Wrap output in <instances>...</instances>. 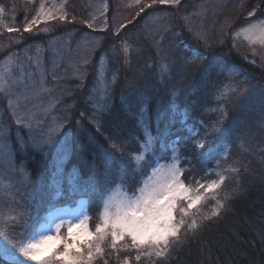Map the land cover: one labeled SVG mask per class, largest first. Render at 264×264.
Listing matches in <instances>:
<instances>
[{
	"label": "rangeland",
	"instance_id": "1",
	"mask_svg": "<svg viewBox=\"0 0 264 264\" xmlns=\"http://www.w3.org/2000/svg\"><path fill=\"white\" fill-rule=\"evenodd\" d=\"M72 1L74 0H0V6L5 8L0 21L3 25L18 29L10 33L0 26V57H4L0 61V70H3L5 58L11 56L13 62L10 70L18 79L15 93L28 97L27 101H21L19 108L26 126H17L8 109V98L0 95V144L8 152L5 156L0 150V178L11 181L14 185V201L0 200V204L15 211L25 210L27 213L15 225L14 231H29L37 218L46 214L49 205L53 206V210L65 209V218L75 220L79 209L74 201L84 197L89 202L90 197H95L96 202H99V193L92 191L91 181L94 177L102 178L105 155L109 157L115 177L119 174L121 165L132 167L130 156L140 151L139 141L144 138L138 126L141 100L147 107L146 115L152 121L158 106L167 113L164 117V123L168 126L165 144L178 142L181 164L184 159L182 148L190 147V158L196 156L192 141L203 137L216 121L219 113L214 109L221 105L225 108L227 119L224 127L230 126L233 121L239 122L237 134L227 137V155L220 157L213 153L211 157H201V169L197 170L199 173L195 176L205 182L216 179V173L224 175L226 179L219 191V198L226 206L230 200L228 198L243 188L248 180L246 177L255 174L257 161L262 158L257 159V153L260 151L264 157V103H261L264 98V83L249 71L229 62L234 59L245 60L257 66L264 77V49L257 47V55H252L251 47L243 37L238 38L236 46H233V34L237 29L264 18V3L255 0H181L175 8L156 4L139 12V6H129L132 0H92V4L89 0L88 9L86 7L82 10ZM18 3L23 4L18 7ZM41 3L46 10L54 5H63L62 11L67 13V19L41 22L33 25L30 32L24 31L26 24L36 16ZM148 3L151 0H141V6ZM104 4L108 6V23L107 29L102 33L110 35L108 40L105 41L101 33L94 34L92 31L83 32L79 40L76 37L72 40L71 37L80 32V27L89 28L82 21L91 20L93 15L97 17L95 24L101 25L104 17L99 15V10ZM257 5H261L259 9L256 8ZM254 9L256 15L248 17V12ZM21 13L22 16L17 19ZM21 19L23 20L19 22ZM121 25L124 27H120ZM48 27L51 32L62 27L73 29L53 37L55 40L46 44L43 41L29 44V40L37 37L36 35L48 34L43 30ZM117 28L119 35L114 34ZM201 31L204 38L197 39L195 33ZM124 41L131 50L128 63H125L122 52ZM100 42H106L109 47L92 55ZM193 53H200L206 59L186 63V59ZM3 54L6 56H2ZM161 60L171 66L166 87L159 83L158 66ZM213 60L222 64L224 70L221 71L219 67L209 68V61ZM113 75L116 77L114 83ZM98 77H102L108 84L104 99H101L102 85ZM226 85L247 91L243 95H233L231 101L218 100L217 93ZM173 90L178 92V108L175 119L171 120L169 117L172 109L169 102ZM12 98L15 99V96ZM246 98L249 99L245 104ZM153 101L157 102L154 112L151 111ZM98 104H106L107 110L93 117ZM111 111L117 115L113 117L116 120L114 125L108 114ZM93 119L99 122V130L95 123L90 122ZM88 126H91L90 129ZM219 135L215 134L208 139L215 144ZM100 137L108 142L99 143ZM80 139L92 146L95 163L91 175L82 183L76 184L79 191L73 195L70 181L74 179L76 183L78 171L69 165L73 150L81 147ZM45 140L48 142L45 143ZM14 142L21 155L31 149L44 152L53 149L47 174L37 181L32 180L24 162L16 163L12 146ZM112 143L117 147L113 148ZM167 155L170 153L158 146L156 156L149 157L146 162L154 165L157 159ZM115 161L118 163V171L114 169ZM166 162L169 161L160 159V163ZM232 168L238 171H231ZM209 171L212 174L206 175ZM54 173H58L55 179L60 181L62 194L59 196L49 187ZM135 175L130 174L126 183ZM111 186L113 185H109ZM214 205L215 201L209 200L202 208L201 215H209ZM224 210L225 207L220 213ZM87 212L90 216L89 203ZM97 217L98 213H95L93 218L96 222ZM206 220L208 219L200 222V217H197L200 224ZM89 224L94 229L95 224ZM192 234L194 233L189 232L187 236ZM120 255L129 256V264L136 263L133 259L134 252H121ZM109 264H115L114 257Z\"/></svg>",
	"mask_w": 264,
	"mask_h": 264
},
{
	"label": "snow or ice",
	"instance_id": "2",
	"mask_svg": "<svg viewBox=\"0 0 264 264\" xmlns=\"http://www.w3.org/2000/svg\"><path fill=\"white\" fill-rule=\"evenodd\" d=\"M180 3L181 0H151V3L141 6V0H132V4L129 6H139V12H143L144 8H151L156 4L175 8ZM260 6L257 5L256 8L259 9ZM107 7V4H104L99 10V15L104 17L100 26L95 24L97 19L95 15L91 20L82 21V23H86L93 30L105 31L108 23ZM62 8L63 5L59 7L54 5L53 8L46 10L45 5L41 3L36 16L26 24L24 31L30 32L33 25H38L41 22L47 23L49 20L56 19L66 20L67 13L62 11ZM4 13L5 8L0 6V16H3ZM255 15V9L248 12V17ZM225 23L227 24V21ZM0 26L5 27L10 33L18 31L11 26L3 25L2 21H0ZM120 27H124V25ZM43 30L48 31L47 28ZM189 30L191 31V28ZM114 34L119 35V28ZM195 35L197 39L204 38L202 31L196 32ZM240 37L247 41L251 47L252 55H257V47L264 49V18H259L237 29L233 34L234 47L236 40ZM122 52L125 63H128L131 50L126 41L122 42ZM205 59L206 57L202 54L193 53L185 62L195 63ZM12 62L11 56L6 57L3 70H0V95L8 98V109L16 125L26 126L23 116L19 114V108L21 101H27L28 97L15 93L18 79L10 70ZM208 67H219L221 71L224 70L223 65L217 60L209 61ZM170 75V64L161 60L158 66L159 83L166 87ZM98 78L102 85L101 99H104L108 92V84L102 77ZM115 79L116 77L113 75V83ZM246 91L247 89L241 90L235 86L226 85L222 91L217 93V99L231 101L233 95H243ZM13 96L15 99L12 98ZM171 97L169 104L172 112L169 119L174 120L177 115L178 92L173 90ZM248 99H245V104ZM261 103H264V98ZM107 107L106 104L96 105L93 117L105 112ZM139 109L138 126L144 138L139 141L140 151L130 156L132 167L121 165L119 174L114 177L109 157L105 155L102 178L94 177L91 181L92 191L99 193V207L101 208L94 229L89 224L90 216L87 212L89 202L84 197L74 201L79 209V215L75 220L65 218V209L54 208L53 210V206L49 205L46 214L43 217H38L35 224L26 233L14 231L15 225L19 224L26 216V211H15L0 204V264H109L113 257L115 264H129V256L121 257V252H134L133 259L136 264H139L142 257L149 264H154L153 258L155 260L166 259L171 249L182 243V237L187 238L189 232L197 231L200 227V223L197 221L198 216L202 222L220 215L225 204L219 198V191L226 177L216 173V179L205 182L197 179L193 183H186L182 179L186 169L180 166L178 142L172 141L170 144H165L168 126L164 123V117L167 113L158 106L155 119L152 121L146 115L147 107L143 100L140 102ZM214 110L219 113L216 121L206 130L203 137L192 141L194 154L197 158L211 157L213 153H217L220 157L226 156L225 146L229 144L227 137L236 135L239 130L238 121H233L230 126L224 127L227 112L222 105ZM90 122L95 123L99 130L97 120L93 119ZM162 124L164 127H161ZM153 126L155 134H153ZM215 134L220 135L216 137L217 142L214 144L208 137ZM220 137H225V139L221 140ZM47 142L48 140H45V143ZM111 146L117 147L115 143H112ZM158 146L165 149L170 155L161 156L154 165H149L146 170L145 162L149 157L156 156ZM0 150L5 156L8 155L2 144H0ZM160 159H167L169 162L160 163ZM231 171L235 172L238 169L232 168ZM137 172L144 174L137 182V186L129 192L126 183L127 177L130 174L135 175ZM211 174L210 171L206 172V175ZM56 175L58 173H54L52 184L49 187L54 189L56 195L59 196L62 193L60 181L55 179ZM70 184L72 185L71 194L74 195L79 191V188L74 179L70 181ZM109 185L113 186L109 187ZM13 188L14 185L11 181H4L0 178V200L14 201ZM101 189L103 190L101 191ZM209 200L215 201V205L209 215L202 216L201 210Z\"/></svg>",
	"mask_w": 264,
	"mask_h": 264
},
{
	"label": "trees",
	"instance_id": "3",
	"mask_svg": "<svg viewBox=\"0 0 264 264\" xmlns=\"http://www.w3.org/2000/svg\"><path fill=\"white\" fill-rule=\"evenodd\" d=\"M255 1L260 2L262 0ZM72 2L75 3L79 10H82L88 6L89 0H78L77 2L74 0ZM22 4L23 3H18L17 6L21 7ZM86 9H88V7ZM22 14L23 13L18 15L17 19H20ZM7 18H9L8 15ZM22 20L23 19L18 21L21 22ZM71 29H73V27H68V29H63L62 27L55 32H51L48 27V34L45 35L42 33L43 36L41 34L36 35L37 37L29 40V44L42 41L46 44L52 39L55 40L53 37L64 34ZM79 29L81 33H75V35L71 37L72 40H74V37L79 40V36L81 37L83 32L89 33L91 31L94 32V34L101 33L105 41H107L110 36L106 32L93 31L85 27H80ZM20 46L21 45H19V48ZM105 47H109L108 44L106 42H100L92 55H94L95 52L97 55ZM2 56H6V54ZM3 58L4 57H0V61ZM229 62L244 68L252 73L260 82L264 83V77L257 66L240 59H234ZM156 103V101L151 102L152 107L154 106L153 108L151 107L153 109L151 110L152 112H154ZM108 114L111 124L114 125V121L116 120H114L113 117H117L116 113H112L111 111ZM88 127L90 129L91 126ZM80 142L81 147H77L73 150L69 165L77 168L78 171L75 184L79 182L82 183V181L86 180L91 175L95 163L93 162L94 150H92V146L86 144V140L84 139H80ZM98 142L106 144L108 141L100 137L98 138ZM12 146L16 155V163L20 164L22 161L24 162L32 180L37 181L47 174L48 166L54 154L53 149H49V151L46 152L31 149L28 150L26 154L21 155V151L15 142ZM182 152L184 159L182 160L181 166L186 169L182 179H184L186 183H192L197 179L195 176L199 173L197 170L201 169L200 162L202 160L197 158V156L190 158V147L182 148ZM257 154L259 155L257 159L262 158L257 161L255 174L252 177L248 175L246 177L248 180H246L243 188L233 193V195L228 198L230 200H228L225 210L220 213L219 216L210 220L208 219L200 224V227L194 234L187 236V238L182 240V243L171 249L166 259L156 260L154 264H264V157L263 153L260 151ZM161 160L165 161L167 159ZM145 164L146 170L149 168V165H153V163L148 164V162H145ZM114 169L118 171V163L116 161ZM143 174L144 173L137 172L134 178L127 183L129 192L137 186V182ZM46 178L47 176L45 179ZM96 201L97 199L95 197H90L89 199V222L93 226L96 223V219L93 218L94 214L101 211L99 202L97 203ZM139 264H149V262L144 259L139 262Z\"/></svg>",
	"mask_w": 264,
	"mask_h": 264
}]
</instances>
